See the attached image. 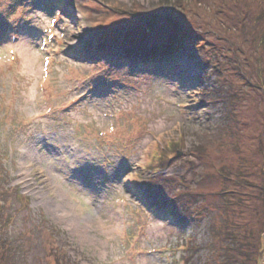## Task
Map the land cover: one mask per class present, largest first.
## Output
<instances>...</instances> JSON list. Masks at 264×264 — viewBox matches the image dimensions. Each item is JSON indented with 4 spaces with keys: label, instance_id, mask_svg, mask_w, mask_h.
<instances>
[{
    "label": "rangeland",
    "instance_id": "obj_1",
    "mask_svg": "<svg viewBox=\"0 0 264 264\" xmlns=\"http://www.w3.org/2000/svg\"><path fill=\"white\" fill-rule=\"evenodd\" d=\"M158 1L0 0L4 264H264V0L192 2L146 68L115 43Z\"/></svg>",
    "mask_w": 264,
    "mask_h": 264
},
{
    "label": "trees",
    "instance_id": "obj_2",
    "mask_svg": "<svg viewBox=\"0 0 264 264\" xmlns=\"http://www.w3.org/2000/svg\"><path fill=\"white\" fill-rule=\"evenodd\" d=\"M199 3L197 0H159L155 6L154 9H152V13L148 12L147 14L152 18H147L144 16V24L146 29V34L154 35L155 33H158L159 38L161 40L160 43H155L154 47L155 49L152 50H143L142 48H131V42H127L125 40L120 41L117 44H121L124 46L126 50V54L128 58H133L135 61V64L139 66H143L146 68L153 67V63L155 62V57L160 54L164 53L169 54L171 53V50L173 49V43L175 40L173 39V34L171 32L172 29H174L173 20L180 14H184L187 18H194V11L191 10L190 6L191 3ZM157 12V13H156ZM162 24L161 28H159L157 31H153L154 23L158 22ZM172 27V28H171ZM131 34L130 33H124L121 34V38H126L127 40L131 41ZM118 42V41H117ZM259 43H261L264 46V36H261L259 38ZM113 47V45H112ZM111 47V48H112ZM164 47H166V52L163 51ZM158 48V49H157ZM137 49V50H136ZM218 58V57H217ZM211 56V58L203 56L202 62L207 65L206 67H213L218 72V78H221L220 75H222L221 66H223L224 61L223 58H218ZM173 147V146H172ZM161 161V160H159ZM222 175V173L220 174ZM225 179V178H224ZM222 180V182L224 181ZM262 197L264 198V186L262 187ZM222 192V191H221ZM219 192V193H221ZM225 194L221 195V197H224V195L227 194V191ZM220 207L224 210L229 209L230 207V201L225 199V201H222ZM214 209V208H213ZM236 232H230L226 233V241H228V244H230L232 247L225 248L223 251V259L225 264H237L239 261L234 257V254L236 252L237 254V248L236 245H238V236L235 235ZM238 233V232H237ZM235 244V245H234ZM12 255H14L16 258L19 257V255L24 254L22 248L19 246H12L11 248ZM3 252V253H2ZM238 255V254H237ZM4 251L2 250L0 253V263L4 264ZM241 262V261H240ZM27 264V263H23ZM53 264H55L53 262ZM56 264H74L72 262H69L68 260H63L61 263L59 260H56Z\"/></svg>",
    "mask_w": 264,
    "mask_h": 264
}]
</instances>
